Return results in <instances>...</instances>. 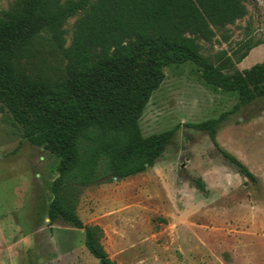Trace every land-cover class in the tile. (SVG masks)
I'll return each mask as SVG.
<instances>
[{"label":"rangeland","instance_id":"obj_1","mask_svg":"<svg viewBox=\"0 0 264 264\" xmlns=\"http://www.w3.org/2000/svg\"><path fill=\"white\" fill-rule=\"evenodd\" d=\"M14 0H0L7 8ZM247 14L200 40L211 62L243 70L264 59V0ZM73 18L64 28L69 44ZM246 40L255 44L239 62ZM61 51L43 41L30 69L57 75ZM139 118L144 136L176 132L154 166L121 179L88 186L67 184L66 202L84 224L103 229L101 242L114 264H264V97L227 113L236 93L204 81L190 61L167 64ZM216 141L257 177L240 176L206 131L188 124L217 118ZM58 158L29 143L10 116L0 112V264H99L84 244L82 229L57 219L48 225L51 184ZM200 178L204 191L194 185Z\"/></svg>","mask_w":264,"mask_h":264},{"label":"trees","instance_id":"obj_2","mask_svg":"<svg viewBox=\"0 0 264 264\" xmlns=\"http://www.w3.org/2000/svg\"><path fill=\"white\" fill-rule=\"evenodd\" d=\"M255 0H14L0 7V112L10 116L22 136L58 158L51 184L48 225L57 219L82 229L84 244L99 264H114L98 224H84L64 187L121 179L154 166L177 127L144 136L139 118L152 93L164 80L167 64L190 61L204 81L236 93L227 113L264 97V59L243 70L224 72L202 54L200 40L211 42L216 31L247 14ZM75 18L68 45L64 25ZM47 41L61 51L57 75L33 72L36 47ZM242 43V60L254 47ZM188 126L206 131L236 172L257 177L216 141L227 114ZM194 185L204 191L196 178Z\"/></svg>","mask_w":264,"mask_h":264},{"label":"crops","instance_id":"obj_3","mask_svg":"<svg viewBox=\"0 0 264 264\" xmlns=\"http://www.w3.org/2000/svg\"><path fill=\"white\" fill-rule=\"evenodd\" d=\"M46 219L48 220L47 216H46Z\"/></svg>","mask_w":264,"mask_h":264},{"label":"water","instance_id":"obj_4","mask_svg":"<svg viewBox=\"0 0 264 264\" xmlns=\"http://www.w3.org/2000/svg\"><path fill=\"white\" fill-rule=\"evenodd\" d=\"M116 179V178H115Z\"/></svg>","mask_w":264,"mask_h":264}]
</instances>
